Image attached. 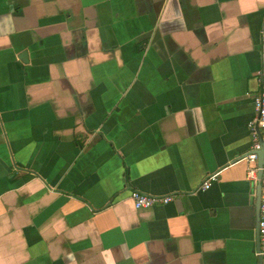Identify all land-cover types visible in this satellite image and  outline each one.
I'll use <instances>...</instances> for the list:
<instances>
[{
	"label": "crops",
	"instance_id": "obj_1",
	"mask_svg": "<svg viewBox=\"0 0 264 264\" xmlns=\"http://www.w3.org/2000/svg\"><path fill=\"white\" fill-rule=\"evenodd\" d=\"M260 83L264 0H0V264H258Z\"/></svg>",
	"mask_w": 264,
	"mask_h": 264
},
{
	"label": "built area",
	"instance_id": "obj_2",
	"mask_svg": "<svg viewBox=\"0 0 264 264\" xmlns=\"http://www.w3.org/2000/svg\"><path fill=\"white\" fill-rule=\"evenodd\" d=\"M253 116L248 122V128L251 137V144L244 155V159L248 164L247 179L259 180L260 196L258 210V250L256 255L264 264V84L260 83L259 89L252 96ZM262 152V162L258 165L259 153ZM258 171L260 176H258ZM216 176H211L202 183V189L210 187ZM130 199L136 209L150 208L155 204H166L173 198L172 196H150L140 192L139 190L130 191Z\"/></svg>",
	"mask_w": 264,
	"mask_h": 264
},
{
	"label": "water",
	"instance_id": "obj_3",
	"mask_svg": "<svg viewBox=\"0 0 264 264\" xmlns=\"http://www.w3.org/2000/svg\"><path fill=\"white\" fill-rule=\"evenodd\" d=\"M20 58L22 60L26 61V59H27L26 52H22L21 55H20ZM261 162H262V152L259 153L258 165H260ZM258 176H260V172L259 171H258ZM259 196H260V185H259V188H258V191H257V202H259ZM258 264H261V260L260 259H259Z\"/></svg>",
	"mask_w": 264,
	"mask_h": 264
}]
</instances>
